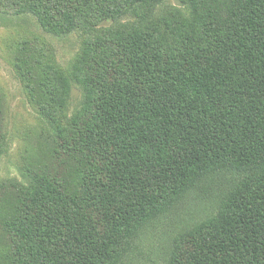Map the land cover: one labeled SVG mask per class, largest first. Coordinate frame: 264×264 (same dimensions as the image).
I'll return each instance as SVG.
<instances>
[{"label":"trees","instance_id":"trees-1","mask_svg":"<svg viewBox=\"0 0 264 264\" xmlns=\"http://www.w3.org/2000/svg\"><path fill=\"white\" fill-rule=\"evenodd\" d=\"M180 2L0 0L81 40L67 67L41 34L12 50L42 123L0 182V264H148L168 224L159 264H264V0Z\"/></svg>","mask_w":264,"mask_h":264},{"label":"rangeland","instance_id":"rangeland-1","mask_svg":"<svg viewBox=\"0 0 264 264\" xmlns=\"http://www.w3.org/2000/svg\"><path fill=\"white\" fill-rule=\"evenodd\" d=\"M176 5H181L180 0H165ZM41 34L53 45L58 61L64 67L70 65L76 57L81 45L77 33L68 36H55L44 32L37 20L31 15H9L0 13V89L6 97L9 121V140L5 153L0 158V182L8 179L24 181L22 172V147L31 145L38 129L41 128V120L30 106L23 86L13 66L12 50L24 36ZM82 101V91L74 84L71 92L70 112L76 110ZM206 203L194 201L190 213L196 214L203 211ZM188 213V212H187ZM174 224H168L152 234L147 240V251L150 258L148 264H159L165 254L169 235L174 231ZM168 231H170L168 233ZM172 231V232H171ZM137 264H144L139 261Z\"/></svg>","mask_w":264,"mask_h":264}]
</instances>
